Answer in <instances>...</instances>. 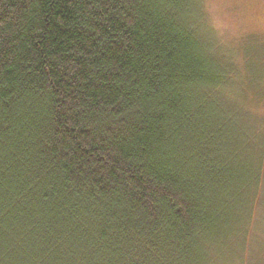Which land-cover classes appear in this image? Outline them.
<instances>
[{
  "label": "trees",
  "instance_id": "16d2710c",
  "mask_svg": "<svg viewBox=\"0 0 264 264\" xmlns=\"http://www.w3.org/2000/svg\"><path fill=\"white\" fill-rule=\"evenodd\" d=\"M190 2L0 0V264H206L253 223L264 145Z\"/></svg>",
  "mask_w": 264,
  "mask_h": 264
},
{
  "label": "rangeland",
  "instance_id": "374dc122",
  "mask_svg": "<svg viewBox=\"0 0 264 264\" xmlns=\"http://www.w3.org/2000/svg\"><path fill=\"white\" fill-rule=\"evenodd\" d=\"M189 13V22L200 33L199 37L215 48L209 54L225 64L232 62L235 66L236 63L240 73H233V77L244 78L242 84L230 82L225 86L228 96L221 94L223 100L220 95L239 134L247 140H243L242 146L247 150L249 144L253 148L257 142L264 145V0H248L243 5L213 9L198 8L191 0ZM250 62L262 78L254 84L246 77L251 72L247 68ZM256 137H260L259 141ZM262 189L261 204H253V223H245L248 211L243 212L241 222L231 225L229 228L233 230L228 228L224 239L205 247L206 264H264V177Z\"/></svg>",
  "mask_w": 264,
  "mask_h": 264
},
{
  "label": "snow or ice",
  "instance_id": "6c2138e0",
  "mask_svg": "<svg viewBox=\"0 0 264 264\" xmlns=\"http://www.w3.org/2000/svg\"><path fill=\"white\" fill-rule=\"evenodd\" d=\"M248 0H193V3L198 8H221V7H235L243 5Z\"/></svg>",
  "mask_w": 264,
  "mask_h": 264
}]
</instances>
